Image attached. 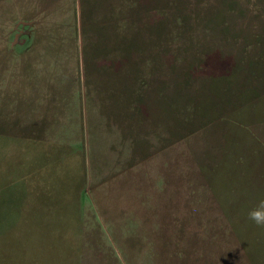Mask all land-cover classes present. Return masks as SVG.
<instances>
[{
	"label": "rangeland",
	"instance_id": "1",
	"mask_svg": "<svg viewBox=\"0 0 264 264\" xmlns=\"http://www.w3.org/2000/svg\"><path fill=\"white\" fill-rule=\"evenodd\" d=\"M22 114L88 150L64 247L9 231L53 195ZM261 201L264 0H0V264H264Z\"/></svg>",
	"mask_w": 264,
	"mask_h": 264
},
{
	"label": "crops",
	"instance_id": "2",
	"mask_svg": "<svg viewBox=\"0 0 264 264\" xmlns=\"http://www.w3.org/2000/svg\"><path fill=\"white\" fill-rule=\"evenodd\" d=\"M48 67V64L45 65ZM88 102H90V111L92 115L96 116L99 112V101L93 102L91 97L88 98ZM95 106V108H93ZM29 107V106H28ZM92 108V110H91ZM26 112L24 111V114ZM50 113H54V109ZM22 114L19 116V119L16 120L19 124H21V128H27L32 130H39L41 131V138L40 139H30L31 143L35 147L32 149V154L35 152H39V150L44 151V147L46 148L48 159H47V166L44 165L43 163L41 164V168H35L40 175V172L42 170L45 171L43 167H47L48 173H43L41 176V181L38 180V184L34 182V185L37 186L38 188L36 191L39 194L40 191V186L47 184L48 185V190L49 193H53L52 197L50 194H48L47 198H44L43 196H37L36 192L33 196L34 203L36 201L41 203L40 206L41 208H37L34 210H28V211H22L19 210L17 214L15 215L13 225L11 226V231L15 232H20L19 230L22 229L23 231H29L32 232V235L37 241L34 242V246L39 249H54L55 245L58 246H66L67 243L70 242L71 236L70 234L72 233V227H73V221L76 222L75 228L77 225H80L81 221L79 220L77 209L73 210L70 206L71 203V197L69 195H64V193H59L64 192V187L68 183V176H69V187L71 184V156H73L74 160L78 159L80 156L83 158V175L85 176L86 174V167H87V154L88 150L85 145V148L83 150L78 151L74 150L71 146H67L66 144H63L61 142H50L49 140L46 139L47 133L52 130L48 127L47 123V118L43 120L41 119V115L39 116H30V115H24ZM92 116L91 121L93 122L96 121V117ZM101 116H99L100 118ZM44 122H43V121ZM48 122V121H47ZM92 124V123H91ZM94 124V123H93ZM44 126V127H43ZM92 130H94V133H97L96 127H93ZM43 131V132H42ZM99 133H102L99 131ZM110 143L111 146L108 147V151L106 149L104 150L105 155L108 157V161L113 164L112 168L108 169L110 170L107 175H109L112 171L113 168H115V161L117 159L116 152L113 151L112 146H113V141L112 138ZM23 142V144H25ZM22 144V145H23ZM52 151V154H51ZM76 151V152H75ZM130 153V151H129ZM42 159H40V162ZM106 170V169H105ZM107 170V171H108ZM102 173V172H101ZM80 174V173H79ZM106 173H102L100 176L101 178L98 179L101 185H104V178L103 175ZM46 175V177H44ZM48 176V177H47ZM36 178V176H34ZM39 178V177H38ZM111 184L110 182H108ZM89 184H91V187L95 188V182L94 181H89ZM82 186V185H80ZM63 189V190H62ZM80 189V190H79ZM99 193H102V186L97 189ZM42 191V188H41ZM78 191V192H77ZM79 191L81 192V187L75 190L77 192V196ZM71 194V191H70ZM41 197L44 198L45 204L41 202ZM51 203H54L53 206H51ZM43 204V205H42ZM74 219V220H73ZM80 228V227H78ZM8 234V233H7ZM29 234V233H28ZM4 238L6 235L4 234ZM0 239H4V238ZM6 248V246H3ZM61 247V249H63ZM0 248V249H4Z\"/></svg>",
	"mask_w": 264,
	"mask_h": 264
},
{
	"label": "clouds",
	"instance_id": "3",
	"mask_svg": "<svg viewBox=\"0 0 264 264\" xmlns=\"http://www.w3.org/2000/svg\"><path fill=\"white\" fill-rule=\"evenodd\" d=\"M248 218L253 221L257 226L264 227V201L249 212Z\"/></svg>",
	"mask_w": 264,
	"mask_h": 264
}]
</instances>
